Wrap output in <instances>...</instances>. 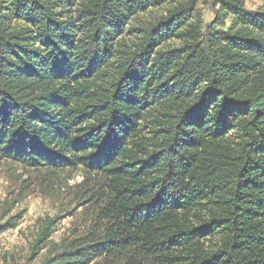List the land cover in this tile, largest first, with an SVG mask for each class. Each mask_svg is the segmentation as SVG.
Segmentation results:
<instances>
[{"label":"trees","instance_id":"1","mask_svg":"<svg viewBox=\"0 0 264 264\" xmlns=\"http://www.w3.org/2000/svg\"><path fill=\"white\" fill-rule=\"evenodd\" d=\"M200 1L0 0V161L108 188L96 229L39 264H264V11L205 0L204 28Z\"/></svg>","mask_w":264,"mask_h":264},{"label":"rangeland","instance_id":"2","mask_svg":"<svg viewBox=\"0 0 264 264\" xmlns=\"http://www.w3.org/2000/svg\"><path fill=\"white\" fill-rule=\"evenodd\" d=\"M70 1L69 15L76 16L75 11L83 0ZM240 1L247 11H264V0ZM167 7L151 8L136 15L125 26V31L114 39V46L121 52L135 51L141 43L137 29L164 16ZM197 20L204 28L213 24L214 10L209 1L202 0L197 5L192 21ZM181 45L179 40H173L162 49H178ZM117 54L116 57L122 55ZM116 61L113 60L112 68ZM148 127L145 124L142 133L151 136ZM107 195L104 177L82 166L62 170L34 169L1 160L0 228H7V224H13V227L0 232V264H39L66 244L83 238L96 229L98 210ZM42 234H47V238L37 242ZM94 264L116 263L98 260Z\"/></svg>","mask_w":264,"mask_h":264}]
</instances>
